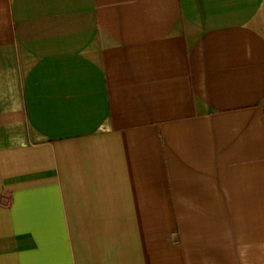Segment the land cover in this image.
Returning <instances> with one entry per match:
<instances>
[{"label":"crops","instance_id":"obj_1","mask_svg":"<svg viewBox=\"0 0 264 264\" xmlns=\"http://www.w3.org/2000/svg\"><path fill=\"white\" fill-rule=\"evenodd\" d=\"M0 264H264V0H0Z\"/></svg>","mask_w":264,"mask_h":264}]
</instances>
